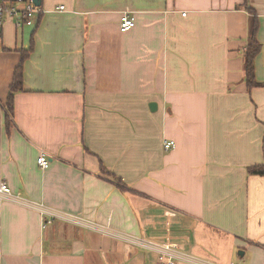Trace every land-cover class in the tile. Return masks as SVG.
<instances>
[{"label":"crops","instance_id":"0c3cea01","mask_svg":"<svg viewBox=\"0 0 264 264\" xmlns=\"http://www.w3.org/2000/svg\"><path fill=\"white\" fill-rule=\"evenodd\" d=\"M248 7L263 83L252 89ZM42 9L10 130L33 30L9 20L0 36V182L13 192L0 264H158L166 252L176 264H264V175L248 172L264 164V0ZM125 13L136 25L122 32Z\"/></svg>","mask_w":264,"mask_h":264},{"label":"built area","instance_id":"2783aa9c","mask_svg":"<svg viewBox=\"0 0 264 264\" xmlns=\"http://www.w3.org/2000/svg\"><path fill=\"white\" fill-rule=\"evenodd\" d=\"M65 6H59L57 10H64ZM41 14H43L42 6H38L34 0H0V36L2 35L3 28L7 21L14 20L18 27H23L25 25L35 26ZM186 15V13H183ZM136 25V20L129 13H125L120 22V28L122 32H127ZM164 149L169 151L176 146V142L172 139H165L163 142ZM38 165L47 169L50 166V157L49 154L42 150L37 159ZM13 195L11 187L6 181L0 182V227L2 220V203L3 200L7 197ZM46 221L43 224L45 227ZM158 264H176L174 258L170 252L163 254ZM236 264V263H231Z\"/></svg>","mask_w":264,"mask_h":264},{"label":"trees","instance_id":"16d2710c","mask_svg":"<svg viewBox=\"0 0 264 264\" xmlns=\"http://www.w3.org/2000/svg\"><path fill=\"white\" fill-rule=\"evenodd\" d=\"M245 4H247V0H245ZM247 6V5H246ZM251 13L254 15L251 17L250 24H249V40L248 45L245 50V73H246V80L247 86L249 89L254 87H258L263 85V83L259 82L256 78L255 73V59L261 50V43L257 38V31L259 28V21L257 16L254 14V10L251 7H248ZM39 22V21H38ZM38 24V23H37ZM38 25L32 31V39L31 44L28 49H20L21 52V61L19 65L16 67L13 77V82L10 85L9 96L6 104V125L7 129L10 130L11 126L13 125V116H14V97L15 94L19 91L24 90V64L25 61L29 58L30 53L34 50V34L37 29ZM103 171L105 172V168L102 167ZM248 172L251 174H258L264 175V164H257L248 167ZM112 175V174H110ZM115 178V177H114ZM116 182L122 184V181L116 178ZM124 187V186H123Z\"/></svg>","mask_w":264,"mask_h":264},{"label":"rangeland","instance_id":"374dc122","mask_svg":"<svg viewBox=\"0 0 264 264\" xmlns=\"http://www.w3.org/2000/svg\"><path fill=\"white\" fill-rule=\"evenodd\" d=\"M24 27V33L26 36H28L30 34V32L34 29V26H29V25H25Z\"/></svg>","mask_w":264,"mask_h":264},{"label":"water","instance_id":"95a60500","mask_svg":"<svg viewBox=\"0 0 264 264\" xmlns=\"http://www.w3.org/2000/svg\"><path fill=\"white\" fill-rule=\"evenodd\" d=\"M35 3L38 5V6H42L43 5V0H34Z\"/></svg>","mask_w":264,"mask_h":264}]
</instances>
